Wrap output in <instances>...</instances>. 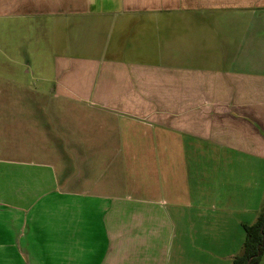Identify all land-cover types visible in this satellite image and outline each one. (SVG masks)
<instances>
[{
	"label": "crops",
	"instance_id": "1",
	"mask_svg": "<svg viewBox=\"0 0 264 264\" xmlns=\"http://www.w3.org/2000/svg\"><path fill=\"white\" fill-rule=\"evenodd\" d=\"M4 40L0 264H232L264 205V0H0Z\"/></svg>",
	"mask_w": 264,
	"mask_h": 264
},
{
	"label": "trees",
	"instance_id": "2",
	"mask_svg": "<svg viewBox=\"0 0 264 264\" xmlns=\"http://www.w3.org/2000/svg\"><path fill=\"white\" fill-rule=\"evenodd\" d=\"M244 229L243 250L232 264H259L264 253V210L255 223L244 225Z\"/></svg>",
	"mask_w": 264,
	"mask_h": 264
},
{
	"label": "rangeland",
	"instance_id": "3",
	"mask_svg": "<svg viewBox=\"0 0 264 264\" xmlns=\"http://www.w3.org/2000/svg\"><path fill=\"white\" fill-rule=\"evenodd\" d=\"M23 27V26H22ZM25 27V26H24ZM30 30V29H29ZM28 30L27 29H25V28H22V34H21V37H22V39H21V42H20V45H21V49H22V51L27 47V48H31V50H32V57H35L36 56V58H37V60L39 61V63L38 64H41V63H43L44 62V59H45V56L47 57V60H49V58H50V55H49V53H48V51H47V49H46V43H45V40H42V39H36V40H34V39H31L30 37H31V35L29 34L28 35V32H27ZM31 31V30H30ZM6 40H4V41H0V43H1V46L0 47H2V45H3V42H5ZM54 43V42H53ZM36 50V52H34ZM39 53V54H38ZM12 56V55H11ZM13 57V56H12ZM16 57V56H15ZM9 57H7L6 55H5V53H3V50L0 48V59L1 60H9L8 59ZM26 58L24 57V62H27L26 60H25ZM51 59V58H50ZM27 70V68H25L24 69V71H26ZM37 73H39V72H37ZM23 74H25L24 72H23ZM32 74V70L29 72V73H27L26 75H27V77H28V80L26 81V83H25V85H24V87H26V86H29V85H34V86H39L40 84H39V82L37 81V80H32V78H33V75H31ZM135 174H137V173H135ZM263 210H264V205H263V208H262ZM263 210H262V212H263ZM259 264H264V253H263V256H262V258H261V260H260V263Z\"/></svg>",
	"mask_w": 264,
	"mask_h": 264
}]
</instances>
